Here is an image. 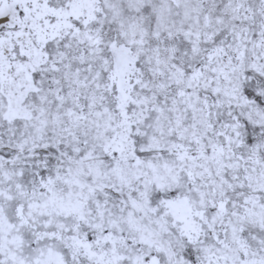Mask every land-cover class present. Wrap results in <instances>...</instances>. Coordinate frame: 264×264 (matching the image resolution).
Masks as SVG:
<instances>
[{
	"label": "snow or ice",
	"instance_id": "6c2138e0",
	"mask_svg": "<svg viewBox=\"0 0 264 264\" xmlns=\"http://www.w3.org/2000/svg\"><path fill=\"white\" fill-rule=\"evenodd\" d=\"M0 264H264V0H0Z\"/></svg>",
	"mask_w": 264,
	"mask_h": 264
}]
</instances>
